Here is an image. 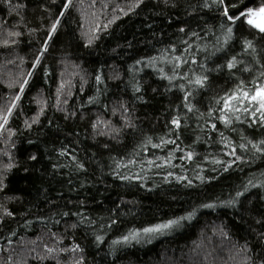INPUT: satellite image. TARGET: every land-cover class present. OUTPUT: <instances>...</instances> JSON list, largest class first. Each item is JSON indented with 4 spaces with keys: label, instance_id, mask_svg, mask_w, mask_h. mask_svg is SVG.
Wrapping results in <instances>:
<instances>
[{
    "label": "trees",
    "instance_id": "trees-1",
    "mask_svg": "<svg viewBox=\"0 0 264 264\" xmlns=\"http://www.w3.org/2000/svg\"><path fill=\"white\" fill-rule=\"evenodd\" d=\"M236 2L239 7L233 11L239 12L258 7L264 0ZM64 3L66 0H12L13 6L26 5L17 10L7 0H0V109H6L19 93L21 76L32 73L0 134V170L12 165L3 172L5 187L0 190V245L5 249L0 252V264L9 255L12 264H57L50 258L38 261L33 257L37 252L45 254L44 245L59 250L74 244L84 251L60 254V264H71L73 256H83L84 264H245L251 253L240 249L247 243L257 252L261 247L258 238L264 239V188L248 190L235 207L220 205L242 191L249 179L264 180V157L237 148L244 162L236 161L228 171L211 161L233 159L219 143L220 131L238 145L241 136L264 138V129L237 123L236 130L230 131L215 120V113L205 126L204 120L183 107L184 93L178 85L192 86L183 80L169 85L157 69L171 74V65L157 60L148 67L147 61L164 55L184 56L187 45L182 41L188 40L193 45L190 53L201 63L213 67L224 64L223 57L236 55L244 61L242 68L253 63L248 54L240 55L244 40L254 41L264 62V39L246 22L237 21L226 52L205 61L216 37L222 36L224 18L215 7H201L204 0H176V7L166 6L162 0H143L139 7H134L138 0H73L57 33L47 41L48 30ZM189 4L197 5L194 12ZM181 27L186 31L180 32ZM192 31L199 36L192 37ZM9 32L20 35L9 36ZM45 43L48 51L33 72V62ZM197 45L201 49L207 46L208 52L197 51ZM173 47L175 53H171ZM189 67L197 66L185 65L180 73ZM257 68L253 73L237 69L232 76L227 70L209 73L210 89L194 93L196 107L203 113L215 109V98L231 91L237 77L251 87ZM97 75L102 83L96 81ZM137 85L140 92L135 91ZM177 115L183 124L178 139L171 125ZM37 117L39 122L32 123ZM129 119L133 127L126 126ZM26 121L32 124L30 128ZM211 122H217V131L208 135ZM161 137L176 139L177 144L144 147L148 138L160 143ZM177 145L179 152L175 151ZM186 151L197 153L191 163L181 158ZM170 153H174V167L165 164ZM132 160L136 163H129ZM149 160L155 163L149 165ZM118 163L128 166L118 168ZM117 171L121 176L138 173L141 179L122 180ZM198 174L206 178L204 183L196 179ZM185 175L192 185L176 180ZM205 203L218 206L207 209L202 207ZM5 210L13 215H5ZM193 211L191 221H183L151 243L113 244L132 229ZM82 219L83 224L79 223ZM73 224L77 227L72 228ZM97 236H103V243ZM261 257L264 252L256 259Z\"/></svg>",
    "mask_w": 264,
    "mask_h": 264
},
{
    "label": "snow or ice",
    "instance_id": "snow-or-ice-1",
    "mask_svg": "<svg viewBox=\"0 0 264 264\" xmlns=\"http://www.w3.org/2000/svg\"><path fill=\"white\" fill-rule=\"evenodd\" d=\"M9 6L16 8L17 10L21 7H26V5H12V0H7ZM53 3L56 2V0H52ZM162 2L166 6H172L176 7L177 3L176 0H162ZM242 2V0H241ZM73 0H66V3L62 5V11L59 12L57 19H55L52 24L49 31V35L47 36V41H51L53 36L57 33L58 28L61 24V19L64 16V13H66L69 8L72 6ZM143 3V0H138V3L134 5V7H139V5ZM193 9V12L195 11L197 5H188ZM203 8L211 9L215 7L220 15L224 18V22L221 24V32L222 36L216 37V43L212 46V50L209 53V55H206L204 57V60L207 61L211 59L212 57H216L218 53L226 52V49L229 45L230 40L234 36V26L237 21L246 22L247 25H249L251 28L257 30V35L261 36V39H264V2H262L258 7H247L246 9H240L239 12L233 11L234 9H237L239 7V4L236 2V0H211L209 3L208 0H204V3L200 5ZM45 11H48V9H45ZM123 11V9H121ZM192 14V13H190ZM180 32H185L186 29L184 27H181L179 29ZM9 36H18L20 33L18 32H9ZM192 37H198L199 34L195 31L191 32ZM187 47L183 49V52L185 53L184 56L182 55H172L171 58L169 56L164 55L161 57H152L147 61L148 67H152L157 60L162 61L165 64H170V73L165 72L164 68H159L157 71L162 73L160 76L161 79H166L169 82V85H172L177 80H183L187 81L188 85L192 86L191 88H186L183 83L179 84V89L184 93L182 97V103L183 107L186 109L188 113H195L197 119L204 120L205 126L208 125V123L212 120L213 114L215 113V120L219 123H222L224 128L230 131H235L234 125L237 123L244 124L247 123L248 127L250 128H258V129H264V62L261 60L260 56V50L257 48L256 44L253 40H244L243 42V52L240 55L248 54L251 56L253 63L244 65L242 68L240 66L244 64L243 60L238 59L236 55H232L230 58L227 56L223 57L225 59L224 64L216 63L213 67H209L207 63H201L198 61L195 57V55H192L190 53V49L193 47V45L189 44L188 40L182 41ZM7 43V41H5ZM91 43V40L89 41ZM43 50L40 51L37 55V57L34 60V67L33 72L36 70V66H39L41 64V61L44 57L45 52L48 51V43L43 44ZM197 51L203 50L204 52H208V47L204 46L203 49L200 48L199 45L196 46ZM165 52H169L168 49H165ZM176 48H171V53H175ZM187 57V58H186ZM144 63V61H137V64ZM195 65L197 67H189L187 71L184 74L180 73V70L185 65ZM258 66L257 68V74L255 75V78L250 80L251 87H249L247 84H245L243 79H240L237 77L238 83L236 86L231 90L226 92L224 95L219 96L218 98H215L216 108L212 111H209L207 113H203L200 111L199 108L196 107L194 101H195V95L194 93L204 90L207 91L210 89V76L209 73L216 72L219 73L221 70H227L230 76L235 75V71L239 69L240 71L247 72V73H253L254 67ZM199 69V71L197 70ZM32 78V73H28L27 77L21 76L20 80L17 81L18 87H19V93L15 95L11 101L8 102L6 109H0V134L3 133L5 127L8 125L10 118L13 115V111L17 108L22 96L24 95L25 89L29 85V80ZM96 81L98 83H102V77L100 75L96 76ZM12 87L13 85H9ZM63 87V85H61ZM142 89L139 85L135 87L136 92H140ZM59 95V92H58ZM42 104V107L40 109V114L42 115L44 112V102H40ZM66 103V101H65ZM89 103H93L92 100H89ZM59 100L57 101V108L59 109ZM124 111L127 112V108L124 107ZM207 117V119H206ZM185 121L188 119L186 116ZM39 118L33 119L32 123H38ZM217 122H211L210 128H208L207 133L210 135L212 132L217 131ZM102 123L101 121H98L97 124ZM27 127H31L32 124H28L26 121ZM125 124L127 127H133V124L131 120H126ZM171 125L174 126L173 131L177 133V139L179 138V132L182 129V120L177 115L171 120ZM97 125H93V128H96ZM106 128L108 127L107 124L104 125ZM199 128L200 125H197ZM113 131H118L117 129H113ZM201 131H205V129L201 128ZM14 135V133H11ZM220 141L219 143L223 145L224 149H228L225 153V155L232 157L233 159L230 161H226L223 159H213L211 162L216 165L224 166L223 170L228 171L229 168L235 164L236 161L244 162L243 157L240 155H237V148L242 150L243 152L247 153L249 151L252 152L254 157H264V138H261L259 140H253L251 138L241 136V141L238 145L223 131L219 132ZM200 137H197V140H199ZM151 145L153 148H160L164 145L172 144L176 145L177 141L176 139H166L164 137L160 138V143H153L151 138H148L146 144L144 147H147V145ZM175 151L179 152L181 151L180 147L177 145ZM61 155H65V153L62 151L60 153ZM197 155L194 151H186L185 154L181 157L184 160H187L189 163H191L194 159V157ZM174 153H170L168 156V160L165 161V164H167L168 167H174V165L171 163V161L174 159ZM33 160L36 159L35 156L32 157ZM131 164H135L136 161L132 160L129 161ZM155 161L149 160L148 164L152 165ZM127 167V164H117V167ZM162 165H157V167H161ZM12 167L11 164L7 166V169L0 170V190L5 187L3 184V172L6 170H10ZM80 168H83L84 166L81 164L79 165ZM117 176H119L120 179L131 181L132 179H141L140 175L138 173L134 175H120V173L117 171ZM168 176H173L172 172L168 173ZM196 179H198L201 183L205 182V177L203 175L198 174L196 176ZM167 182V177L165 178ZM176 180L179 182L187 181L188 185H192V180H190L186 175L185 176H176ZM252 188H264V180H261L259 182L254 181L252 179H249L247 184L244 186V189L242 191H237L235 194V197L222 202L220 206H232L235 207L240 203L239 198L243 197L245 195V192ZM218 205L217 203H205L202 205L203 208L207 209H214ZM2 207V206H0ZM5 215L12 216L13 213L10 211L5 210ZM64 216H67L68 213H63ZM195 216V211L189 213L187 216H181L174 219H169L166 222L157 223L152 226L143 227L142 229H132L127 235H124L121 240L113 241V244H124V245H131L133 243H151L152 239H154L157 236L165 235L170 233L171 230L178 228L181 226L182 222L187 220L191 221ZM87 219V218H85ZM85 222L84 219L80 220L79 223L83 224ZM3 223V219L0 218V224ZM59 223V221H57ZM112 223H117V221H112ZM112 225L109 224L108 227H111ZM77 225L73 224L72 228H76ZM53 236H55V233H53ZM261 237H264V233H261ZM259 243L261 245L260 249L257 252H252V249L248 247V244L246 243L240 251L243 252L245 249L251 255H249L245 261V264H264V257H261L260 259H256V257H259L261 252H264V239L258 238ZM96 240L99 243H103V236H97ZM9 244L12 243L11 240L8 241ZM45 248V254L41 255L40 253H36V256L33 257V259H36L38 261H44L46 259H52L57 262V264H60L59 256L60 254L67 255L68 253L75 254L77 252L82 253L84 249L80 247L79 244H74L71 248H61L57 250L54 247H49L48 245H44ZM5 249L2 245H0V252H3ZM32 251H35L33 248ZM4 264H12V257L9 255L7 257L6 262ZM25 264L27 262L25 261ZM71 264H84V257L83 256H73L71 260Z\"/></svg>",
    "mask_w": 264,
    "mask_h": 264
},
{
    "label": "rangeland",
    "instance_id": "rangeland-1",
    "mask_svg": "<svg viewBox=\"0 0 264 264\" xmlns=\"http://www.w3.org/2000/svg\"><path fill=\"white\" fill-rule=\"evenodd\" d=\"M99 24V23H98Z\"/></svg>",
    "mask_w": 264,
    "mask_h": 264
}]
</instances>
